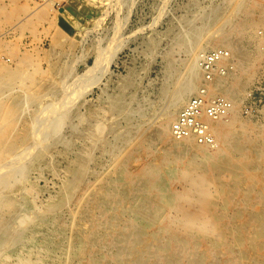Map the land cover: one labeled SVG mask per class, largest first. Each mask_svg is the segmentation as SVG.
I'll return each instance as SVG.
<instances>
[{"label": "bare ground", "instance_id": "6f19581e", "mask_svg": "<svg viewBox=\"0 0 264 264\" xmlns=\"http://www.w3.org/2000/svg\"><path fill=\"white\" fill-rule=\"evenodd\" d=\"M67 1L0 0V34L15 32L12 41L0 35V264H264V109L258 123L242 112L264 78V0H221L179 19L162 104L149 106L138 101L133 72L112 94L101 89L98 105L87 102L121 46L108 40L77 76L64 59L74 41L55 9ZM27 33L49 37L51 51L22 52ZM147 47L152 54L157 41ZM208 50L227 55L206 70ZM200 88L207 102L231 103L218 118H198L211 144L172 132ZM47 172L60 184L55 193L39 186Z\"/></svg>", "mask_w": 264, "mask_h": 264}, {"label": "rangeland", "instance_id": "374dc122", "mask_svg": "<svg viewBox=\"0 0 264 264\" xmlns=\"http://www.w3.org/2000/svg\"><path fill=\"white\" fill-rule=\"evenodd\" d=\"M195 1L196 0H68L64 5H55V9L60 10V16L63 15L61 16V19L64 22L65 27L68 26V35L70 36L71 40L74 41V46L71 48L70 56L64 58L65 61L68 62V64L71 63V65L68 66L70 67V69L76 68L74 70L76 71V73L73 71V75L74 73L76 75L78 73L77 76H82L85 74V70H87L88 66H92L95 62L97 49L99 50L100 48H106L108 47V45L110 46L115 43L113 41L116 40V45L121 46L120 51L118 52L119 54L117 55L118 58L120 56V59L116 57L113 65L111 66L112 75H106V80L104 79L99 86L93 88V90L90 92L91 94L89 93L87 95V102H91L92 105L95 104L94 106L98 105L100 102L97 101H102L103 98H100L103 94L102 90H105L106 92L107 89L108 93L112 94L115 89L118 88L120 79H122L123 77H127L129 73L133 72L137 76L136 82L137 87L139 88V90L137 91L138 101H140L141 104L148 106L155 104L159 105V103L162 104L160 89L162 84L164 83L163 80H165L164 73L166 72L165 66H167L166 55L172 53V47L174 43L173 41L175 39L174 36L176 37L177 34H179L177 32L183 31V29L180 30L181 27L184 28V26L182 25L183 23H179V19L181 21L183 17H188L186 18L188 20L192 19V15H194L195 11L197 12L194 16H197L198 12L200 13L201 11H203V8L205 10H208L211 6H220L222 2L221 0H201V2L198 1V4L196 3V6L199 7H195ZM126 2L130 4L128 7V4ZM192 2L194 3V5ZM216 3L219 5H217ZM199 4L202 6L200 7ZM68 7H70L69 11L67 9ZM194 7L197 9H195ZM198 9L201 11H198ZM61 11L63 12V14ZM66 12L68 15L66 14ZM119 27H121V31L119 30ZM6 29H4L5 31L3 30L0 35L6 36L7 39L10 38V40L12 41L15 37L13 25L11 27H7ZM175 33L177 34L175 35ZM118 36H120L122 39H120ZM119 39L120 41H118ZM150 39L157 41V50L153 51L152 54L148 52L149 47H147L148 41ZM97 40L99 42H97ZM108 40H111L113 43L111 44V42ZM20 41L22 52L44 55L45 51L50 52L52 49L51 40L47 36H41L39 39H33V37L29 33H27L22 37ZM92 45L94 46V49ZM211 51L213 52V50H208L207 52L201 54V56ZM183 53L184 51L182 50L173 51V59L178 65H181L185 61L186 54ZM73 62L75 66L72 65ZM201 66H203L202 62ZM42 67L44 70H47L49 68V65L47 64V62L42 60ZM77 76L71 75L70 78H68L67 82L70 83V86L73 87L72 84ZM200 92H204V89L200 88L199 93ZM198 94L196 93L194 95L196 96ZM194 95L192 97H194ZM263 109L264 78L258 86L256 85L253 90H250L247 99L244 100V111L242 112L245 116L248 114H252L255 123L256 121L258 123L263 118ZM42 117L45 116L43 115ZM46 117H48V115H46ZM69 127L70 125L68 126V124H64L61 128L60 134L63 133L61 134V136L63 135L62 138H67V142L73 144V137L71 138L73 133L72 129ZM65 130L68 134L65 132ZM68 139L73 142L71 143V141H68ZM67 142L60 143L61 146L58 144L56 150H58L59 152L66 151L69 146L65 145L67 144ZM63 145H65V147ZM74 148L75 147H73L72 151L74 150ZM61 164L62 163L60 161H58V163L56 161L58 169L61 168ZM39 182L40 188H46L47 186V189L49 188L48 192L51 191V193H55L54 191H57L60 187L57 179L55 180V178L48 174V172ZM46 182H48V185ZM46 195H48V193ZM46 195L44 196L46 197ZM215 201V204L221 205L222 209H225V207L222 205V202L217 200ZM106 206L109 207L108 204H106ZM128 206L129 204H126L123 206V208L117 209V213L122 215ZM123 219L124 217L122 218V220ZM233 221L237 226H239L241 223L239 219Z\"/></svg>", "mask_w": 264, "mask_h": 264}, {"label": "built area", "instance_id": "2783aa9c", "mask_svg": "<svg viewBox=\"0 0 264 264\" xmlns=\"http://www.w3.org/2000/svg\"><path fill=\"white\" fill-rule=\"evenodd\" d=\"M42 2L48 0H41ZM223 55H227L224 51L208 52L203 55L204 69L209 70L213 67L216 60ZM204 93V92H203ZM203 93L191 98L186 107L180 113L177 122L173 125V135L178 138H186L191 134L194 135L200 144L212 142V138L208 136V122L198 119L204 112L209 119L218 118L225 114L231 103L224 97H215L207 102ZM211 144V143H209Z\"/></svg>", "mask_w": 264, "mask_h": 264}]
</instances>
